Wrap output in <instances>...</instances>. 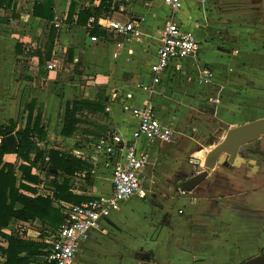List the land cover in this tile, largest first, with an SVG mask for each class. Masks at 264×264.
<instances>
[{"label": "crops", "instance_id": "crops-1", "mask_svg": "<svg viewBox=\"0 0 264 264\" xmlns=\"http://www.w3.org/2000/svg\"><path fill=\"white\" fill-rule=\"evenodd\" d=\"M42 1L0 0V128L13 123L15 131L23 129L29 111L33 126L39 112L45 137L38 146L72 156L80 151L84 158L74 157L92 166L88 181L82 174L69 177L68 184L72 194L90 199L109 196L112 187L110 167L105 159L93 161L89 146L105 133L129 138L137 126L131 109L147 106L174 131L169 143L139 140L137 147L150 157L141 173L145 197H130L102 219L79 243L72 264H242L258 257L264 251V136L234 164L219 161L204 181L188 187L229 128L264 118V0H182L175 12L162 0H105L110 19L132 22L139 36L97 27L107 33L96 42L86 25L77 24V16L99 7L101 0H49V21L33 13ZM169 22L196 37L198 53L170 63L160 83L143 91L138 86L151 85L149 69ZM113 36L123 37L126 48L113 47ZM59 60L61 67L47 69ZM204 67L213 80L199 85ZM88 68L94 76L86 75ZM99 87L104 95H98ZM73 101L98 103L104 110L80 108L77 130L66 138L63 117ZM3 161L20 164L15 154H5ZM32 174L39 180L30 185L43 197L52 196L53 178L58 182L64 176L49 167ZM20 177L16 170V186ZM177 188L186 194L179 195ZM68 205L52 201L62 215ZM57 227L39 219L13 220L1 233L41 243L42 253L28 258L34 264L49 250ZM6 247L0 234V248ZM0 264H6L1 251Z\"/></svg>", "mask_w": 264, "mask_h": 264}, {"label": "built area", "instance_id": "built-area-1", "mask_svg": "<svg viewBox=\"0 0 264 264\" xmlns=\"http://www.w3.org/2000/svg\"><path fill=\"white\" fill-rule=\"evenodd\" d=\"M197 1L203 3L205 0ZM162 2L172 12L180 10L182 6V0H162ZM94 27H102L120 36H139L132 22L121 23L111 20L110 17L98 20L90 18L85 26L88 35ZM89 37L91 42L97 41L96 36ZM198 50L199 43L191 32L182 29L174 22L167 23L162 31L156 62L149 69L152 77L151 85H139L138 88L148 91L151 86L160 83V77L168 71L170 63H179L186 58L194 57ZM47 69L52 70L53 64H47ZM213 76L209 68H201L197 84H210ZM130 111L137 120V126L129 138L119 133H105L96 138L91 147L89 146L90 151L88 150L93 161L97 162L99 158L105 159V166L110 167L111 194L64 207L62 213L65 221L55 230L49 250L34 264H72L79 243L87 240L89 232L98 228L102 219L118 211L120 204L130 197L135 195L140 198L145 197L141 185V173L149 165L150 157L147 151L137 147L138 142L143 139L150 143L156 141L169 143L173 140L174 131L171 126L160 123L147 106L136 107ZM73 154L79 159L84 158L80 151H75ZM190 163L196 165L195 160H191ZM195 172L198 173L196 170ZM176 190L179 195L186 194L180 188Z\"/></svg>", "mask_w": 264, "mask_h": 264}, {"label": "trees", "instance_id": "trees-1", "mask_svg": "<svg viewBox=\"0 0 264 264\" xmlns=\"http://www.w3.org/2000/svg\"><path fill=\"white\" fill-rule=\"evenodd\" d=\"M33 13L36 17L46 21L52 20L51 2L43 0L42 3L35 4ZM72 13L73 11L70 10L68 13L69 18L72 17ZM111 13L110 5L105 0H101L99 7L83 9L79 12L77 24L85 26L90 18L98 20L109 17ZM106 33V30L97 27H94L90 32L91 35L96 37L106 36ZM80 108L94 112L104 110L98 103L73 101L70 108L66 106L61 136L69 138L77 130L76 126L80 120L77 119L76 113ZM31 120V111H29L23 129L15 131L16 126L13 123H10L8 127L0 128V136L2 137L0 142V234L7 241V247L5 249L0 248V251L5 257L6 264H28L29 256L41 254L40 249L43 248L41 243L24 241L19 237L1 233L13 220L27 222L39 219L43 223L59 226L65 221V217L58 209L52 207L53 200L78 205L90 199L72 194L68 184L69 177L82 174L88 181L92 166L86 161L75 158L68 152L53 149L45 152L41 149L37 140H43L45 133L39 127L40 113H37L33 126H31ZM10 132H14L17 140V146L14 148H9L4 141L5 134ZM5 154H15L20 164L16 167L13 164L4 162L3 156ZM46 167L60 175H64L58 182L56 178H53L51 197L37 195L36 188L30 185L37 184L39 180L37 176L32 174V169L44 170ZM16 170L21 174V181L18 186H16ZM193 186L192 184L189 185L188 190Z\"/></svg>", "mask_w": 264, "mask_h": 264}, {"label": "water", "instance_id": "water-1", "mask_svg": "<svg viewBox=\"0 0 264 264\" xmlns=\"http://www.w3.org/2000/svg\"><path fill=\"white\" fill-rule=\"evenodd\" d=\"M263 136L264 118L229 128L224 138L208 151L203 163L205 170L195 175L191 184L195 186L204 181L208 175L207 171L213 170L222 156H225V163L234 164L236 157L245 150L246 146L257 142ZM4 141L9 148L17 146L13 135L5 137ZM242 264H264V251L258 257L249 259Z\"/></svg>", "mask_w": 264, "mask_h": 264}, {"label": "rangeland", "instance_id": "rangeland-1", "mask_svg": "<svg viewBox=\"0 0 264 264\" xmlns=\"http://www.w3.org/2000/svg\"><path fill=\"white\" fill-rule=\"evenodd\" d=\"M185 3H186V8L189 6V4H190V2L189 1H185ZM161 10L163 11V12H165V13H167V8L165 7H162L161 8ZM185 11V10H184ZM126 41H124V39H123V37H116V36H113L112 37V42H111V45L113 46V47H117V49H120V48H126ZM61 56H62V54H61ZM60 59H62V57L60 58ZM60 64H62V62H61V60H59V62H58V64L56 65H53V69H56L57 68V66H60L61 67V65ZM79 70H78V68L76 67L75 68V72H78ZM95 72H94V70L92 69V68H88V73L86 74L88 77H90V76H94L95 74H94ZM109 73V68H107V71L104 73V74H108ZM100 93H102L103 95H104V90L102 89V87H99V89H98V95L100 94ZM93 96V95H92ZM5 136L7 137V136H9V134L7 133V134H5ZM252 146H246V148H245V150H243V152L242 153H246V152H248L249 150L248 149H252L251 148ZM225 160V156H222V157H220V159L218 160V162L220 161H224ZM183 163H184V165L186 166V168L188 169V171L190 170V166L187 164V161H186V159L185 160H183ZM52 181L50 180L48 183H47V185L48 184H50ZM48 187H49V185H48ZM43 190H47V189H42V192H43Z\"/></svg>", "mask_w": 264, "mask_h": 264}]
</instances>
